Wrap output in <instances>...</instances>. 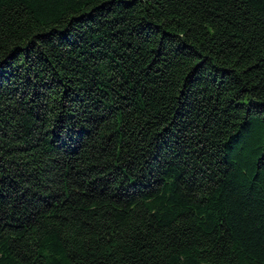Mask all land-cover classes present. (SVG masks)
I'll use <instances>...</instances> for the list:
<instances>
[{
  "label": "trees",
  "instance_id": "16d2710c",
  "mask_svg": "<svg viewBox=\"0 0 264 264\" xmlns=\"http://www.w3.org/2000/svg\"><path fill=\"white\" fill-rule=\"evenodd\" d=\"M0 264H264V0H0Z\"/></svg>",
  "mask_w": 264,
  "mask_h": 264
}]
</instances>
